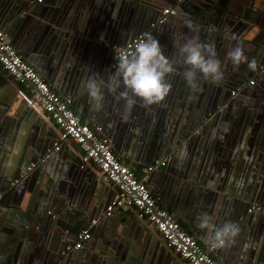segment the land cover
Listing matches in <instances>:
<instances>
[{"label":"crops","instance_id":"crops-1","mask_svg":"<svg viewBox=\"0 0 264 264\" xmlns=\"http://www.w3.org/2000/svg\"><path fill=\"white\" fill-rule=\"evenodd\" d=\"M44 1L0 0V30L7 34L9 43L12 44L7 25L10 23L6 19L21 8L22 11L25 10L24 16H20L25 30L23 31L24 34L21 35L15 33L18 37L14 41L17 52L25 61L30 59L36 65L39 60L41 62L45 58L42 64L45 75H41L35 67L34 69L52 86L57 94L73 98L72 110L80 117L82 122L90 126H101L103 128L104 133L109 137V144L116 157L133 169L140 179H144L151 193L159 198V204L172 214H175L173 208H176V210L181 209L188 197V190L192 189V185L187 188L184 186L186 177L182 174V168L185 163V166L187 165L186 159L189 158L188 156L193 154L191 157H194L195 152V157L192 161L190 160L192 167L190 173L193 174L195 170L199 169L197 163L202 161L204 164L201 172L207 178L206 183L212 187H217L218 181H220L224 187L230 185L232 191V196H227L228 199L225 200L226 207L224 210L220 212L219 207H215V205L213 207L209 195V199L204 197V205L206 204L204 210L210 208L211 204L210 210L213 208V222L217 227L231 222L240 228V234L236 237L235 244L222 249L210 247L212 257L220 264H264V251L263 254H259V256L263 255L262 259L259 256H256L255 262H253V258L251 259L252 256H255V252H250L248 247L254 249L258 246V243L255 242L257 235L255 233L256 229L248 231L247 223H245L249 219L248 210L250 208H253L251 213L255 212L256 208L257 211L264 212V209L262 210L264 196L262 200L259 195H254L251 199L253 200L252 204L249 203V207H244L249 205V190L245 189L246 182H242L243 180L247 181L249 175L253 178L255 171L262 170L264 175V111L262 110L263 105L259 101L260 98L264 97V75L256 74L258 66L256 70L246 68L243 78L248 79L244 81V87L240 88L241 92L238 94L242 95L243 99H234L230 102L228 98L226 101L228 102L227 107L223 109L222 116L219 119L216 118L210 125L211 132L214 133L211 138L212 141L217 137L218 130L227 128L225 130L227 132L223 134L227 136L224 143L216 139L212 143L211 149H207L205 139L210 135L209 125L205 122L196 121L199 125L194 134L191 133V138L194 139L192 145L185 154H180L178 151L175 154L176 150L170 147L169 142L174 134L178 135L179 140H183L182 136L187 134V128L185 131L184 128L188 119L187 115H189L188 110L192 107L193 102H196L197 107H199L206 100L207 94L205 95L203 91L205 86L202 87L200 93L193 92L183 78V72L187 66L177 64L176 72L168 77V81L173 86L172 91L164 101L159 104L145 106L142 100L136 98V103L131 108L130 113L127 112L126 102L120 97V93L125 90L124 86L122 82L117 84L114 78L117 67L116 53H110L112 50L107 44H122L131 37L139 35L146 27L139 31L138 23L131 25L135 19L133 18L130 28L128 22L125 23L130 12L128 9L122 12L120 17H117V14L113 21L110 18L115 10L112 0H98L96 5L98 7H94L92 12L87 15L91 24L86 23L88 19L85 22H81L82 18L77 19L80 11L79 8H76L77 3H74V0H55L57 2L56 6H58L56 9L59 11L55 16L56 20L54 19L55 21L50 24L48 21L41 20L47 15L52 16L54 14V12L40 13L42 12L40 7L52 4L51 1ZM210 2V8L217 5V8L214 9L226 14L232 26L240 23L239 16L241 15L239 13L242 11L244 12L243 18L248 20L251 12H253L245 5L249 0H210ZM50 8L53 9L54 7ZM263 16V12L260 10L257 12L252 24L243 20L242 24L249 25L250 28L251 25H258L260 29H257L264 34ZM76 21H80L83 25L80 23L75 24ZM185 22L187 23L181 17H176L174 20L167 21V26L162 32L153 33V36L160 41L164 54L170 59H179L177 42L183 43L186 38H191L188 32L193 31L192 34L197 32L194 23H192L194 28L184 29ZM78 27L81 30L86 28V30L83 33ZM227 27L225 29L231 31L229 29L231 26L227 25ZM16 29L14 27V32H16ZM253 32H256V30L253 29ZM194 37L196 38V33H194ZM41 56L44 58L42 59ZM103 56L111 58L109 67L115 71L111 75H107L106 79L97 82L100 84L104 96L102 106L98 109L95 107L94 101L89 98L84 87V82L88 78L95 79L96 75L93 73L92 67L84 69L83 66L84 64L88 65L90 63L91 65V63H94V66L97 67V60ZM47 58L51 59L52 67L47 63ZM257 61H264V54L261 56L260 53ZM251 80L256 81L254 86L249 84ZM56 86L61 89L60 92L59 89H56ZM0 93L6 95L10 100L17 99L19 103L21 102V107H25V117L22 119L21 127H19L17 139L15 143L11 142L14 144L12 151L19 149L14 156L9 157L10 166H14L12 170L16 169L15 165L23 147H26V150L30 153V158L37 159L41 155L35 161L36 165H39L48 160L44 159L45 154L53 150L54 144H59L60 149L51 153L63 154L65 165L67 162H70V166L76 163L77 172L75 171L76 174L73 179L82 187H86L87 190V195L83 197V206L93 208V218H101L106 205L114 197V193L93 168H85L84 171H79L80 169L77 167L81 162L79 148L76 150L73 142L60 143L57 127L47 114L45 115L43 111L32 104L30 90L23 86H16L2 70H0ZM76 93L80 94L75 95ZM216 99H219V95L214 97L213 101L211 99L209 101H212V109L215 108L213 105L217 103L215 102ZM200 112H202V109H200ZM200 112L196 108L194 114L197 120L200 119ZM164 122L167 123V127L163 129ZM193 127L191 130H193ZM203 127L204 129H202ZM230 142H232L233 147L230 146ZM230 147L231 149L228 151ZM164 148L168 150V153L165 152L162 155L161 151H164ZM216 151H218L217 156ZM161 155L163 158H158L156 161L167 160V165L162 170H160V166L156 167V161L154 166V159L161 157ZM61 161H57L56 167ZM149 167H154V170L145 172ZM22 170L16 169L13 176L20 174ZM263 175L257 174L260 177L259 179H262ZM28 176H19L18 178L21 177L22 181L15 186H9L5 181L0 188L2 191L5 190L4 196L11 194L12 196L19 195L17 197L24 198V201L28 199L31 190L24 186V181L27 180ZM148 180L150 181L149 184H147ZM252 182L253 180L250 179V183ZM209 193L214 195L213 191H209ZM223 196L225 195H221L220 198ZM257 200L259 201L257 202ZM125 214V220H121V217H124ZM115 215L111 216L114 217L111 219H117L115 224L112 223L111 219H105L95 225L93 231L91 230L90 239L83 245L82 264H108V261H98L96 258L105 254L115 255L116 253H120L130 263L135 264V259L138 256L137 248L142 247L145 243L146 248L149 249L150 256L148 257L150 261L154 259V264H182L181 259L168 250L164 241L146 220L140 219L132 212H125L123 216H119L120 218ZM184 215L189 217L187 210ZM19 220H22L21 216ZM179 222L182 227L188 230L187 224L181 220ZM101 223L103 225H99ZM57 224L61 228L64 226L62 221L59 220ZM1 227L5 237L3 238V248L7 247V250L0 255V264H39L37 263L38 259L42 262L48 259L51 260L59 250L60 243L65 235L64 230L59 232L56 228L51 237L41 240L40 243L31 239V241L18 245L17 249L12 250L14 248V246H11L13 240L12 230L5 226ZM198 230H200V238L192 232L190 235L201 246L205 247L207 241H210V235L205 230L200 228ZM95 234L96 240L92 237ZM69 235L68 241L74 243L75 235ZM246 235L249 237V242H247L248 244L244 243L245 246L241 250L240 246ZM121 242L123 243L121 244ZM261 243H264V233L262 234ZM110 245H113L114 250L108 247ZM3 248H0V254ZM205 249L208 248L205 247ZM262 249H264L263 245ZM112 264L121 263L114 260Z\"/></svg>","mask_w":264,"mask_h":264},{"label":"water","instance_id":"water-1","mask_svg":"<svg viewBox=\"0 0 264 264\" xmlns=\"http://www.w3.org/2000/svg\"><path fill=\"white\" fill-rule=\"evenodd\" d=\"M48 1H51L52 4H48L47 6H45L47 9L44 6L40 7V11H42L40 13L42 14L46 12H54V14L52 16L47 15L46 17L41 18V20L48 21L50 24H52L56 20L55 16L59 10L56 9L58 8V6H56L57 2L55 0H45L44 2H48ZM74 3H77L76 8L77 9L79 8L80 11L79 14L77 13L78 14L77 19L82 18L81 22H85V20L88 19L89 22L87 21L86 23L91 24L87 15L92 12L94 7L96 8L98 7L96 6L98 0H76V1L74 0ZM112 5L115 6V10L110 15L112 17L110 16L109 17L113 21L115 20L114 18H116L117 14H118L117 17H120L122 12H125L128 9V11L130 12L128 14L125 23L128 22V25H130L132 19L135 18L132 21L131 25L138 23L137 27L139 31L149 26L150 23L154 22L160 15L164 6L169 5L167 7L170 6L175 7V14L174 16L170 17L169 20H174L176 17L177 18L181 17L183 21L194 23V27L196 25L195 28L197 29V32H194L196 33V38H198L202 43L215 45L217 58L222 63L221 66L224 72V79L219 83H213L211 81L204 80L202 77H198L200 89L196 92L200 93L202 91V87L205 86V88H203V91L205 95L207 94L206 100L201 103L202 107L201 106L197 107L196 102L195 103L193 102L191 104L192 107H190V109L188 110L189 115H187L188 119L186 122V127L184 128V131L187 128L188 131L187 134L185 136H182L183 140H179L178 135L176 136V134H174L169 144L172 149L176 150L175 154L178 152L180 154H185L192 145V142L194 140L193 138H191L192 135L191 133L194 134L195 129L199 125L198 122L196 123V121H200L201 123L205 122L207 123V125H209L208 130L210 132L209 133L210 135L205 139L207 149H211L212 143L216 139L221 140L222 143H224V140H226L227 136L223 134L227 132L225 131L227 128L218 130L216 133L217 137L214 139V141H212L211 138L214 133L211 132L212 128L210 125L213 121H215L216 118L219 119L222 116L223 109L227 107L228 102L226 101L228 98L230 102L234 101V99H243L242 95H238V94L241 92L240 88L244 87L243 86L244 81L248 79L247 78L245 80V78H243L245 76L244 73L246 71V68H248L247 64H241L238 67L234 66L230 61L226 60V56L230 49L242 45L245 51V55L249 58V60L251 58V60L255 59L257 62L258 68L256 74L259 73L260 75H264V61L262 62L257 61V59L260 57V53L261 56L264 54V34L263 32H259V30L257 29L259 28L258 25L255 26L251 25L250 28L248 27L249 25L242 24V20L246 23L252 24V21L255 19L257 12L260 10L263 12L264 15V0H258V4H257V0H249L248 3L246 2L245 3L246 7L250 8L253 11L250 14V19L248 20L246 18H243V14H244L243 11L241 13L238 12L241 15L239 16L240 23H237L235 26H232V24H230V19L226 14H222L221 11L218 12L217 10L214 9L217 8V5H214L213 8H210L211 7L210 0H180L179 2L178 0H112ZM52 6L54 7L53 9L50 8ZM24 12L25 10L22 11L20 8L19 11L14 12V14L10 15V17L6 19V21L10 23L7 24L8 34L10 40H12L13 46L15 44L14 41H16L18 38L17 35H21L25 30L24 25H22V21H23L22 17L24 16ZM80 15L81 17H79ZM262 19L264 20V16ZM81 22L76 21L75 24L76 23L82 24ZM227 25L231 26L229 27L231 31L225 29L228 28ZM165 26H167V23L158 27L155 30V32H162L166 28ZM14 27L17 28L16 32H14L13 30ZM86 28L84 30H81L80 27H78V29L80 31H83V33L86 30ZM183 28L184 29L189 28L186 22ZM253 29H255L256 32H253ZM190 32H188L190 37H194V33L192 34L193 31L191 33ZM15 33H17V35ZM133 38L134 36L131 37L129 40L123 42L122 44H111V43L107 44V46H109L110 49L112 50V52L110 53L115 54L116 53L115 49H122L125 46V44L131 41ZM14 48L16 49V46H14ZM41 57L42 59L44 58L43 56ZM44 60L45 58L41 62L39 60L38 64L36 65L32 60L26 59V61L32 67H35L41 75H45V70L42 66ZM110 62H111V58L103 56V57H99V59L97 60V67L94 66V63H91V65L90 63H88V65L84 64L83 67L84 69L92 67L93 73L96 75L95 80L98 82L102 79H106V77H108L107 75L109 74L111 75L115 71L109 67ZM47 63L51 66L50 58H47ZM16 86L19 85L16 84ZM56 89L57 90L59 89L58 90L59 92L61 91V89L58 88V86H56ZM232 92H235V95L232 96L231 94ZM79 94L80 93H76L75 95H79ZM217 95H219V99L215 100V102L217 103L213 105L215 108L212 109L211 102L213 101V98L216 97ZM209 98L212 100L211 102H209L210 101ZM259 101L263 105L262 110L264 111V97L260 98ZM20 104L21 102L19 103L17 99L10 100L8 97H6V95L4 96L0 93V188L1 185L5 183V181L10 186L11 185L10 179H17L19 176L25 177L29 175L27 180L24 181V186L30 188L31 191L29 192L30 197L28 199H25L24 201V198L17 197L19 195L12 196L11 194H9L4 196L5 190L2 191L0 189V196H1L0 248H3L4 245L3 238H5L1 226L8 227L12 230L11 232L13 235V240L11 242L12 244L11 246H14L12 250L17 249L18 245L31 241V239L34 242L36 241L40 243L41 240L51 237L52 233L55 231L54 229L57 228L59 232L61 230H64L65 232V235L62 238L63 240L60 243L61 246L59 250L56 252V254L54 255V257H52L51 260L48 259L45 262H42L40 261V259H38L37 263L49 264L50 262V264H82L81 259L83 258L81 257L84 254L83 248L78 251L75 250L70 252L65 251L68 246L74 244L73 242L68 241V237L70 238L69 234L75 235L76 237L79 231L85 230L89 226H91V229L93 231L95 225H97L99 222H103L102 220L105 219L108 220L114 218L111 217L114 214H116L115 216H117V218H120L119 216H123L125 212H115L108 217H104L105 214V210H104L103 216L101 218L100 217L93 218L92 215L93 208H87V207L85 208L83 206V202H84L83 197L87 195L86 187H82V185H79V183L73 179V177L77 172L76 163H73L70 166V162L69 163L67 162V164L65 165L63 162L65 158L63 154L60 155L59 153H51L47 161L39 165L37 164L33 170L28 172L27 167L30 164L33 163L36 164L35 161H37V159H39L41 155L37 157V159L30 158L31 157L30 153L26 150V147H23L24 149L22 148V150L20 151L19 158L15 165L16 169H21V170L23 169V170L20 172V174L18 175L15 174L13 176L16 169L12 170V167L14 166H10L9 157L14 156L15 153L18 152L17 150L19 149L17 148L16 150L12 151L14 144H12L11 142L15 143L18 136L19 127H21L22 124L21 123L22 119L25 117L24 114L25 107H21ZM196 108L199 109V112L200 109H202V112H200L199 120L196 119V115L194 114ZM162 127L163 129L166 128L167 123L164 122ZM192 127L193 130H191ZM202 129H204V127ZM102 134L107 139L109 138L104 133L103 128H102ZM219 136L220 138H218ZM73 145L77 150L78 145L74 142ZM222 145L224 146V144ZM230 146L233 147L232 142H230ZM230 149L231 147L228 149V151ZM167 151L168 150L164 148V151L163 150L161 151L162 155L165 152L168 153ZM215 154L217 156L218 151H216ZM162 155L161 157H156L154 159V166L156 159L163 158ZM192 155L193 154L189 155L188 156L189 158L187 157L188 158L186 159L187 165L185 166L186 164L185 163L182 168V172H183L182 174L184 177H186L185 179L186 183L184 184V186L187 188L188 186L192 185L191 186L192 189L188 190V197L186 199V202L183 203L181 209L176 210V208L175 209L173 208L172 210L175 213L174 216L176 220L179 221L181 220L188 225L187 232L189 234L192 232L197 237L200 238L199 236L200 230H198L199 228L198 225L200 221L198 217L204 213H207L212 217L213 208L212 210H210L211 204L213 207L214 205L215 207L216 206L219 207L220 212L224 210L226 207L225 200L228 199L227 196H232L231 195L232 191L230 185H228V187L227 186L224 187V185H222L220 181H218V179H217L218 181L217 187H212L210 186V184L206 183L207 178H205V174H202L203 172H201L204 164L202 161L200 163H197L200 168L195 170L193 174L190 173V170L192 168L191 161L195 157V152H194V157H191ZM59 160L62 161L60 162L58 167H56V163ZM77 167L78 169H80L79 171L81 170L84 171L85 169V168L81 169V162H79ZM160 168H161L160 170H162L164 167H160ZM23 171L25 172L23 173ZM257 174L263 175V171L262 170L255 171L253 173V178H251V176L249 175L247 181L246 180L242 181V182H246L245 189L249 190L248 204L249 203L252 204L253 200L251 199L253 198L254 195L256 194L259 195L260 199L264 196V179H263L264 175L262 179H259L260 177L257 176ZM250 179L253 180L252 183H250ZM149 180L147 181V184L150 183ZM209 191H213L214 195H211ZM208 195L211 196L210 199L208 198ZM221 195H225V196L220 198ZM204 197L211 200L210 208H207L206 211L204 210V206L206 205V204L204 205L205 203ZM258 201L259 200H257V202ZM250 204L244 207H249ZM263 209L264 207H262V210ZM186 210H187V215H189V217L184 215ZM257 210L258 209H256L255 212L251 214L249 213V219L245 221V223H247L248 231L253 230L254 228L256 229L255 233L258 238V239L256 238L255 240V242L258 243V246H256V248L253 249L251 247H248L250 248L249 250L250 252H255V256L251 257V259L253 258V262H255L256 256L258 257L260 253L263 254L264 251V249H262V245L264 248V243H261L262 234L264 233V212ZM20 216L22 217V220H19ZM125 218H126V214L124 217H121V220H125ZM58 220L62 221V225H64L62 228L58 226L57 224ZM116 220L117 219H111L113 224L117 222ZM93 221H95L96 223L93 224ZM99 225H103V223ZM150 227L154 229L153 225H150ZM92 237L93 239L96 240V234L92 235ZM248 239L249 237L246 235L240 246L241 250L245 246L244 243L249 242ZM122 243L123 242H121V244ZM146 246L147 245L145 243V245H142V247L137 248L138 256L137 259H135L136 262L135 264H150V262L152 261V260L150 261V258L148 257L150 256L148 252L149 249L146 248ZM204 246L208 249L212 247L210 241H207V243ZM108 247L113 249V245H110ZM6 248L7 247H4L2 249L0 255L6 252L7 250ZM118 249H120V247H118ZM64 251L65 253L63 254ZM259 257L260 259H262L263 255H260ZM96 260L108 261V264H112L114 260H116L117 263L120 262L121 264H132L126 259L125 256H122L120 253H116L115 255L114 254L101 255L100 257H97ZM153 262L154 259L151 264H154Z\"/></svg>","mask_w":264,"mask_h":264},{"label":"built area","instance_id":"built-area-1","mask_svg":"<svg viewBox=\"0 0 264 264\" xmlns=\"http://www.w3.org/2000/svg\"><path fill=\"white\" fill-rule=\"evenodd\" d=\"M40 1L38 0V2ZM174 14L175 7L163 8L154 22L150 23L120 50L131 51L143 33L148 32L153 35L155 30L167 23ZM0 68L12 82L30 90L32 104L47 114L57 127L60 143L74 142L78 145L81 169L93 168L96 170L103 182L114 193V197L105 207L104 217L115 212H132L154 226V230L164 241L168 250L179 257L182 264H220L212 257L211 248L207 250L203 248L175 219L174 214L159 204V198L151 193L144 179H140L133 169L116 157L108 139L102 135V127L90 126L82 122L72 110L73 98L57 94L34 67L21 57L14 46L9 43L7 34L1 30ZM249 84L254 86L255 81L251 80ZM231 94L233 96L235 92ZM59 149L60 145L54 144L52 151L57 152ZM52 151H48L44 159H49ZM166 165L167 160L156 161V167H165ZM35 166V163L30 164L27 171L30 172ZM152 170L153 167H149L145 172ZM21 180V177L10 179L11 186L18 185ZM252 210L253 208L249 209L248 213H251ZM95 223L93 221V224ZM91 230V226H89L87 229L79 231L74 244L68 246L65 251L81 250L84 243L90 239Z\"/></svg>","mask_w":264,"mask_h":264},{"label":"clouds","instance_id":"clouds-1","mask_svg":"<svg viewBox=\"0 0 264 264\" xmlns=\"http://www.w3.org/2000/svg\"><path fill=\"white\" fill-rule=\"evenodd\" d=\"M187 26L192 29L191 22ZM179 59H170L164 54L160 41L151 33L145 32L134 44L131 51L115 49L117 62L115 80L122 82L124 91L120 97L125 100L126 111L130 113L136 103V98L145 106L159 104L172 91L168 77L176 72V65H186L183 78L190 89L195 92L200 89L198 77L213 83L224 79L221 61L217 58L214 44L202 43L198 38H186L183 43L177 42ZM226 60L234 66L247 64L250 70H256L255 59L249 60L242 45L230 49ZM89 98L98 109L102 106L104 96L100 84L94 78L84 82ZM199 228L210 234V242L214 248H225L236 243L240 228L231 222L217 227L213 218L207 213L198 217Z\"/></svg>","mask_w":264,"mask_h":264}]
</instances>
